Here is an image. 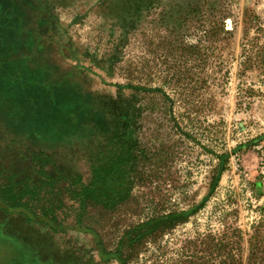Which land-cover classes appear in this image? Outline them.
Listing matches in <instances>:
<instances>
[{
    "label": "rangeland",
    "instance_id": "rangeland-1",
    "mask_svg": "<svg viewBox=\"0 0 264 264\" xmlns=\"http://www.w3.org/2000/svg\"><path fill=\"white\" fill-rule=\"evenodd\" d=\"M38 67L90 93L97 130L124 93L149 154L129 198L89 206L82 229L71 208L52 230L0 206V264H264V0H0V182L34 150L88 181L97 130L25 131Z\"/></svg>",
    "mask_w": 264,
    "mask_h": 264
},
{
    "label": "trees",
    "instance_id": "trees-1",
    "mask_svg": "<svg viewBox=\"0 0 264 264\" xmlns=\"http://www.w3.org/2000/svg\"><path fill=\"white\" fill-rule=\"evenodd\" d=\"M143 1L101 0V5L123 11L130 9L133 3L140 6ZM47 10L44 12L46 21L49 20L48 15L51 17V10ZM43 22L42 19L41 23ZM35 70V80L30 78L31 84L24 87H32L33 94V97L26 99L30 106L29 124L25 131L32 130L40 137H55L56 133L68 134V131L71 133L74 129L78 130L84 126L97 130L94 125L98 123H90L88 117L82 115L83 112L86 114L90 110H96L90 93H84L70 74L60 75L57 80L47 83L44 80L38 82L36 80L47 77L48 72L39 67ZM6 77L5 83H15L16 78L8 74ZM128 103L123 93L118 102L109 105V124L95 132L99 140L86 157L89 166L88 181L84 180L82 172L77 170L66 156L62 158L56 152L34 150L31 152L28 168L22 172H12L4 182H0V206L9 213L23 214L28 221L58 230L68 226L64 223L69 216L65 209H72L75 220L73 226L82 229L83 218L89 206L112 210L125 202L149 154L138 134L139 116ZM220 157L222 159L218 165L215 182L218 181L228 160L227 156ZM69 201L72 203L68 204ZM159 222L153 223L155 227L152 225L151 230H154ZM130 238V242H140L142 235L138 233ZM120 249L121 246L117 250ZM112 254L107 252V256ZM112 257L120 259L122 264L126 263L120 253H114Z\"/></svg>",
    "mask_w": 264,
    "mask_h": 264
}]
</instances>
